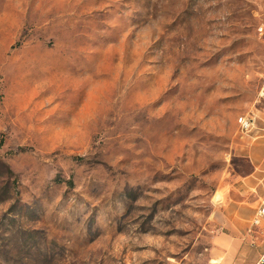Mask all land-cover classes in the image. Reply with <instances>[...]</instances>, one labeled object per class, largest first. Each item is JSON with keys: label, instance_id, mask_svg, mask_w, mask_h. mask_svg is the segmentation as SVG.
Listing matches in <instances>:
<instances>
[{"label": "rangeland", "instance_id": "1", "mask_svg": "<svg viewBox=\"0 0 264 264\" xmlns=\"http://www.w3.org/2000/svg\"><path fill=\"white\" fill-rule=\"evenodd\" d=\"M262 26L264 0H0V264H220Z\"/></svg>", "mask_w": 264, "mask_h": 264}, {"label": "crops", "instance_id": "2", "mask_svg": "<svg viewBox=\"0 0 264 264\" xmlns=\"http://www.w3.org/2000/svg\"><path fill=\"white\" fill-rule=\"evenodd\" d=\"M251 149L254 171L243 179V183L257 196L249 201H244L245 198L232 210L229 208V212H232L228 215L229 231L225 237L217 239V246L213 249L220 257V264H258L264 258V221L259 227L252 226L264 196V157L254 155L264 153V148Z\"/></svg>", "mask_w": 264, "mask_h": 264}, {"label": "built area", "instance_id": "3", "mask_svg": "<svg viewBox=\"0 0 264 264\" xmlns=\"http://www.w3.org/2000/svg\"><path fill=\"white\" fill-rule=\"evenodd\" d=\"M259 31H260V35L264 37V26H262L259 29ZM261 97H264V85H263ZM238 123H239L240 128L243 132H249L254 125V120L252 118L242 116L241 118H239ZM263 221H264V196L261 199V204H260L259 209L256 212L252 226L253 227H259L262 225ZM259 264H264V258H262L260 260Z\"/></svg>", "mask_w": 264, "mask_h": 264}, {"label": "trees", "instance_id": "4", "mask_svg": "<svg viewBox=\"0 0 264 264\" xmlns=\"http://www.w3.org/2000/svg\"><path fill=\"white\" fill-rule=\"evenodd\" d=\"M0 164L3 168H5L6 172H5V178H7V180H9V182L12 181V179H14V183H17V177L16 174L14 173V171L11 169L10 165L4 161H0Z\"/></svg>", "mask_w": 264, "mask_h": 264}]
</instances>
